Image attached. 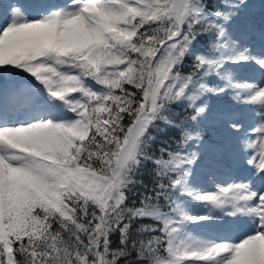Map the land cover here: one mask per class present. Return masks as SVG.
<instances>
[{
  "label": "snow or ice",
  "instance_id": "obj_1",
  "mask_svg": "<svg viewBox=\"0 0 264 264\" xmlns=\"http://www.w3.org/2000/svg\"><path fill=\"white\" fill-rule=\"evenodd\" d=\"M0 264H264V0H0Z\"/></svg>",
  "mask_w": 264,
  "mask_h": 264
},
{
  "label": "rangeland",
  "instance_id": "obj_2",
  "mask_svg": "<svg viewBox=\"0 0 264 264\" xmlns=\"http://www.w3.org/2000/svg\"><path fill=\"white\" fill-rule=\"evenodd\" d=\"M254 2H256V3H259V2H260V0H254Z\"/></svg>",
  "mask_w": 264,
  "mask_h": 264
}]
</instances>
